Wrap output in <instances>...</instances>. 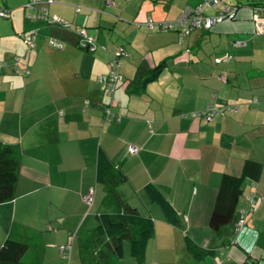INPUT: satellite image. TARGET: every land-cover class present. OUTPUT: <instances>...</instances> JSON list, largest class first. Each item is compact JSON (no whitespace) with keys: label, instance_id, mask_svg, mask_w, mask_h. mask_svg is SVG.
I'll return each instance as SVG.
<instances>
[{"label":"crops","instance_id":"1","mask_svg":"<svg viewBox=\"0 0 264 264\" xmlns=\"http://www.w3.org/2000/svg\"><path fill=\"white\" fill-rule=\"evenodd\" d=\"M202 1L54 0L44 5L50 16L86 30L107 47L89 53L78 47L73 31L27 20L28 0H0V9L9 11V18H0V61L5 63L0 142L19 147L22 154L16 198L0 205V247L10 237L29 245L27 264H83L98 217L114 213L103 206V186L97 182L98 157L104 154L126 178L122 199L153 221L145 264H264V218L249 215L239 232L237 220L217 233L209 227L223 174L239 176L246 160L258 162L262 173L256 188L264 193V36L254 35L250 7L258 3L224 0L237 7L234 17L209 31L194 30L183 42L176 32L144 26L148 19L174 20ZM224 5L204 14L215 16ZM35 28L40 35L28 49L23 36ZM48 37L63 48L49 46ZM235 41L245 45L234 48ZM118 48L126 52L119 67L123 81L108 96L98 79L108 74ZM224 56L231 59L215 64ZM160 64L161 75L139 89L138 71L145 75ZM211 102L235 110L209 123L191 116ZM106 110L112 114L108 121ZM129 146L138 152L130 155ZM252 184L244 183L237 219L256 189ZM148 185L172 206L179 226L151 201ZM90 189L94 202L88 207L83 197ZM71 234L66 263L59 247ZM186 237L210 254L195 261ZM96 246L93 254L100 249ZM107 264H137L130 242L124 241L122 255H110Z\"/></svg>","mask_w":264,"mask_h":264},{"label":"trees","instance_id":"2","mask_svg":"<svg viewBox=\"0 0 264 264\" xmlns=\"http://www.w3.org/2000/svg\"><path fill=\"white\" fill-rule=\"evenodd\" d=\"M164 65L160 64L147 74L137 73L135 82L139 89L156 80L162 73ZM21 150L17 146L4 145L0 142V205L16 198V185L21 165ZM262 173V165L246 160L239 176L223 174L217 192L209 227L214 233L234 224L237 220L236 209L243 193L245 181L257 183ZM126 180L116 170L104 154H99L97 162V182L103 186V206L113 214L104 213L98 217L100 225L92 237L91 244L82 252L83 264H107L110 255L121 256L124 241L130 242V254L137 264H145V251L154 234V224L150 218L142 217L136 209L130 208L122 199L120 185ZM146 192L151 201L156 202L165 219L172 225L179 226V221L172 206L159 191L148 185ZM17 227V226H16ZM23 229V228H21ZM24 230V229H23ZM108 240V241H106ZM100 249L93 254L92 248ZM187 252L195 261H201L210 254L196 246L188 237L185 238ZM29 245L8 237L0 247V264H27L24 257ZM90 248V250H89Z\"/></svg>","mask_w":264,"mask_h":264},{"label":"built area","instance_id":"3","mask_svg":"<svg viewBox=\"0 0 264 264\" xmlns=\"http://www.w3.org/2000/svg\"><path fill=\"white\" fill-rule=\"evenodd\" d=\"M106 4H112L111 0H104ZM54 0H28L24 4L23 8L27 10L26 19L32 22H38L42 28H59L64 31H73L78 38L77 45L78 47L86 52L95 53L98 50L107 51L105 45L99 44L93 38L89 37L86 33V30L81 28H75L70 23L55 17L50 16L47 13L44 5L52 4ZM221 5H224V0H203L202 3L196 8H188L182 11V13L174 20L165 21V22H155L152 19H148L144 26L149 31L156 32H176L179 36L180 42H183L185 37L189 35L194 30H205L209 31L214 28L216 25L222 23L226 19L233 18L237 12L236 6L224 5V8L219 11L215 16H207L204 14L206 8H217ZM252 11L251 21L254 25V35L264 36V3L253 4L250 6ZM76 12H80V8H76ZM0 18L7 19L9 18V11L0 9ZM39 33V28L32 29L28 31L23 36L24 44L28 49H33L36 46V40ZM47 44L53 48L61 50L63 44L60 40L55 37H48ZM245 43L241 41H235L232 46L234 48L244 46ZM126 52L123 48H118L115 55H113L108 62V74L104 77L98 79L101 84L102 90L108 96H112L115 92L118 85L123 81V77L120 74V58L125 57ZM230 56H224L217 58L215 64H220L222 62H228ZM5 66V63L0 61V71ZM24 74H28L27 70H17ZM220 80L225 82L224 77H221ZM235 106L222 104L219 105L216 102H211L207 107L201 112H195L191 114L193 118L203 119L205 122H212L214 118L223 115L227 111H234ZM106 121L110 120L112 114L109 110H106ZM138 152V149L134 146H129L128 153L130 155H135ZM252 186L256 188V184L253 183ZM259 195L257 190L252 191L247 197V208L241 210L238 214V219L236 222V231L239 232L245 225L246 219L251 215L257 203ZM83 202L91 207L94 202V191L90 189L85 196L83 197ZM74 238V234H71L68 238V242L65 245L59 247L62 259L68 263L70 259L71 243Z\"/></svg>","mask_w":264,"mask_h":264},{"label":"rangeland","instance_id":"4","mask_svg":"<svg viewBox=\"0 0 264 264\" xmlns=\"http://www.w3.org/2000/svg\"><path fill=\"white\" fill-rule=\"evenodd\" d=\"M227 1H230V0H227ZM231 1H233V0H231ZM235 1H238V0H235ZM241 1H242L241 2L242 4H244V2L246 4L247 3L251 4V3H260V2H263L264 0H241ZM256 187H257V184H256ZM257 192L259 194V198L257 199V203L258 204H256L255 210L252 213V215H250V217L262 219V218H264V201H263L264 200V193L260 192L258 189H257ZM244 205L246 206L245 202H244ZM256 227H257L258 230L259 229H262L263 230V228H261V227L259 228L257 225H256ZM25 261L29 262V258H26Z\"/></svg>","mask_w":264,"mask_h":264}]
</instances>
